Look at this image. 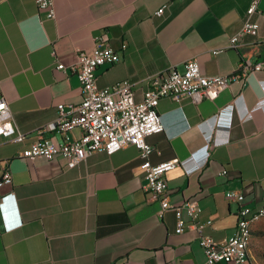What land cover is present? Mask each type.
Masks as SVG:
<instances>
[{"label": "crops", "instance_id": "0c3cea01", "mask_svg": "<svg viewBox=\"0 0 264 264\" xmlns=\"http://www.w3.org/2000/svg\"><path fill=\"white\" fill-rule=\"evenodd\" d=\"M53 3L55 17L47 18L35 0H0V98L25 136L20 143L0 138V181L5 170L11 173L10 184H0V264L201 263L198 233H176L173 212L156 215L159 203L144 189L145 168L178 158L179 166L165 175L169 202L196 199L199 221H211L203 233L218 243L230 237L240 205L225 193L241 191L251 209L262 204L264 71L231 83L214 100L161 98L164 129L146 137L153 147L146 158L131 145L111 155L94 152L73 168L62 157L31 162L20 155L40 138L63 141L49 126L58 104L81 101L70 70L79 51L112 47L119 61L96 69L98 88L127 80L139 101L150 76L183 72L191 58L208 76L230 75L241 60H264V0L254 16L257 36L240 37L237 48L229 38L240 30L249 0ZM68 136L78 138L80 131ZM250 233L253 264L264 254V218Z\"/></svg>", "mask_w": 264, "mask_h": 264}, {"label": "built area", "instance_id": "2783aa9c", "mask_svg": "<svg viewBox=\"0 0 264 264\" xmlns=\"http://www.w3.org/2000/svg\"><path fill=\"white\" fill-rule=\"evenodd\" d=\"M261 0H249L240 30L229 38L231 48L238 47L240 37L248 35L256 37L258 23L254 16L259 13ZM36 7L43 11L47 18L55 17L53 0H35ZM164 8H159L155 15H161ZM125 44L122 49H125ZM220 50H215L217 54ZM119 61V54L110 46H99L93 53L79 51L76 62L70 70L76 74L80 83L81 101L76 106L66 108L64 104L56 106L57 115L49 128L63 136V141L56 144L47 139H37L21 152V158L28 161L36 159L50 160L62 157L67 168H73L94 152L111 155L126 146L136 147L143 158L149 156L153 147L145 139L147 136L163 131L164 127L157 112L159 100L163 97L181 102L188 99L198 104L204 99L214 100L218 94L231 83L243 84L254 72L264 71V60L251 63L241 60L235 70L227 76H208L201 72L196 59H188L184 63L183 72L175 69L150 76L147 86L139 101L133 98L132 85L123 80L112 86L98 88L96 69L102 65ZM63 69L62 64L57 65ZM80 131V136L70 139L68 132ZM24 134L15 130L10 110L3 97L0 98V138L20 143ZM178 158H173L156 165H147L144 177V189L151 199L158 201L156 215L162 218L170 211L179 219L175 232L185 229L198 233V243L204 258L199 264H249L244 254L246 240L243 223L252 213H264V188L262 204L255 209L244 205V194L230 190L225 193L227 200L238 203L237 223L234 233L223 242H215L203 230L211 224L210 220L199 221L201 208L196 199H186L179 204L168 200V186L165 175L179 166ZM225 173V171L221 172ZM11 173L5 170L0 184H10ZM1 202V196H0ZM185 216V221L182 220Z\"/></svg>", "mask_w": 264, "mask_h": 264}, {"label": "bare ground", "instance_id": "6f19581e", "mask_svg": "<svg viewBox=\"0 0 264 264\" xmlns=\"http://www.w3.org/2000/svg\"><path fill=\"white\" fill-rule=\"evenodd\" d=\"M264 218V213H252L248 216V218L243 223V231L245 235V242H244V254L247 255V262L249 263V258L247 254V249L249 246L250 236H251V226L254 222Z\"/></svg>", "mask_w": 264, "mask_h": 264}, {"label": "rangeland", "instance_id": "374dc122", "mask_svg": "<svg viewBox=\"0 0 264 264\" xmlns=\"http://www.w3.org/2000/svg\"><path fill=\"white\" fill-rule=\"evenodd\" d=\"M259 254V253H258ZM260 255V254H259ZM260 258H258V263H253V264H264V254H261Z\"/></svg>", "mask_w": 264, "mask_h": 264}]
</instances>
